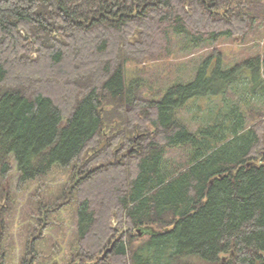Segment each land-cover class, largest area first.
I'll return each instance as SVG.
<instances>
[{"label":"trees","instance_id":"obj_1","mask_svg":"<svg viewBox=\"0 0 264 264\" xmlns=\"http://www.w3.org/2000/svg\"><path fill=\"white\" fill-rule=\"evenodd\" d=\"M249 1L0 0V180L11 157L22 185L71 168L78 264H264V109L250 105L264 99V59L225 68L215 50L158 100H142V80L126 75L171 32L189 49L245 34ZM205 100L218 110L193 117L191 131L179 113ZM112 124L132 134L125 179L118 156L99 149ZM176 149L188 159L173 168L165 157Z\"/></svg>","mask_w":264,"mask_h":264},{"label":"rangeland","instance_id":"obj_2","mask_svg":"<svg viewBox=\"0 0 264 264\" xmlns=\"http://www.w3.org/2000/svg\"><path fill=\"white\" fill-rule=\"evenodd\" d=\"M253 1L264 4V0ZM249 2L251 3L246 4L255 9L251 12L257 14L254 18L256 20L245 34L220 37L212 46L189 49L186 47L185 37L172 35L171 32L169 43H155L152 48L154 52L141 51V55H135L136 60H129L126 75L128 79L138 77L142 80L144 87L138 92L142 100H158L168 87L179 84L178 82L187 84L192 81L195 70L215 50L222 54L225 68L254 57L264 59V8L257 11V6L251 0ZM116 54L114 52L113 56ZM34 57L37 56L34 54ZM81 59L83 58L78 61ZM58 96L56 93L57 98ZM262 100L255 99L250 103L257 109L256 112L264 109V99ZM197 105L203 110L198 111L196 108L192 112L189 106L181 110L178 116L180 122L191 131L200 125L193 117L204 122L210 113L218 110V102L214 101H199ZM106 109L112 108L109 106ZM126 110L130 113L127 108ZM131 113V118H134L136 112L132 110ZM116 127V124L106 126L99 149L105 151V154L114 153L113 157L118 156L114 160L115 166L122 171L125 179L131 174L133 147L131 143H127L132 134L124 128L118 132ZM133 137L137 138L135 135ZM186 155L179 149L171 150L166 153V165L173 168L183 166L188 159ZM9 162L10 172L0 180L6 192L0 200V245L6 255L5 264H78L76 257L80 249L77 250V246L81 242L76 236V221L77 205L81 200L78 193L72 190L70 192L71 186L78 180L72 179L71 168H54L45 177L22 185L12 157ZM112 217L111 222L118 230V235L125 234V222L121 225L114 214ZM113 263L121 264L120 260Z\"/></svg>","mask_w":264,"mask_h":264},{"label":"water","instance_id":"obj_3","mask_svg":"<svg viewBox=\"0 0 264 264\" xmlns=\"http://www.w3.org/2000/svg\"><path fill=\"white\" fill-rule=\"evenodd\" d=\"M154 231H153V229L152 228H138L137 229V233H138V235L141 237L143 234H150V233H153ZM111 250H112V246L110 247V248H108L104 253H103V255H102V259H104L105 258V256L109 253V252H111ZM226 259L225 258H222V261L224 262Z\"/></svg>","mask_w":264,"mask_h":264}]
</instances>
